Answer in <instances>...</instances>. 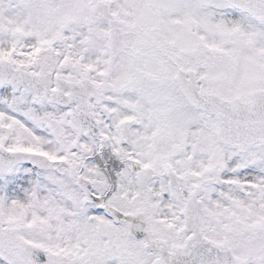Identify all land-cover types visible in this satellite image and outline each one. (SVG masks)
Instances as JSON below:
<instances>
[{
	"label": "snow or ice",
	"instance_id": "snow-or-ice-1",
	"mask_svg": "<svg viewBox=\"0 0 264 264\" xmlns=\"http://www.w3.org/2000/svg\"><path fill=\"white\" fill-rule=\"evenodd\" d=\"M0 264H264V0H0Z\"/></svg>",
	"mask_w": 264,
	"mask_h": 264
}]
</instances>
